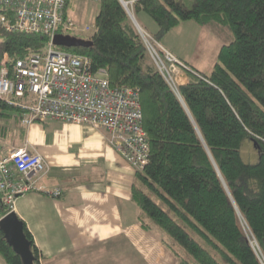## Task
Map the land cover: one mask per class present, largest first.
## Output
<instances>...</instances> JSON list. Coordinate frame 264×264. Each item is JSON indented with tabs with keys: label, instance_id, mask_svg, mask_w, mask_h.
I'll return each instance as SVG.
<instances>
[{
	"label": "trees",
	"instance_id": "obj_1",
	"mask_svg": "<svg viewBox=\"0 0 264 264\" xmlns=\"http://www.w3.org/2000/svg\"><path fill=\"white\" fill-rule=\"evenodd\" d=\"M134 1V11L157 25L158 43L182 22L220 24L232 35L209 74L185 69L177 93L154 67H144L147 49L120 0H98L91 46H56L89 57L94 71L105 68L111 86L139 89L149 143V162L132 185L141 225L159 230L177 264H192L186 255L195 264H263L264 0ZM46 45L44 35L0 28V62L7 54L10 70ZM20 113L0 100V119ZM245 141L258 153L254 164L241 159ZM6 213L0 208V217ZM23 232L38 264L25 225ZM0 255L4 264H23L1 231Z\"/></svg>",
	"mask_w": 264,
	"mask_h": 264
},
{
	"label": "crops",
	"instance_id": "obj_2",
	"mask_svg": "<svg viewBox=\"0 0 264 264\" xmlns=\"http://www.w3.org/2000/svg\"><path fill=\"white\" fill-rule=\"evenodd\" d=\"M85 8L86 0H67L66 16L81 29L88 26L78 23ZM145 15L140 19L154 34L158 27ZM191 23L179 24L161 41L164 51L187 69L182 57L187 54L178 41L198 30ZM149 56L154 61L148 54L145 68L154 67ZM178 73L182 84L186 77ZM0 128V150L26 147L44 160V171L32 179L34 189L19 196L13 210L31 234L41 264H177L160 243L159 233L143 229L140 210L132 201L136 171L104 130L55 120L23 126L19 118H1Z\"/></svg>",
	"mask_w": 264,
	"mask_h": 264
},
{
	"label": "built area",
	"instance_id": "obj_3",
	"mask_svg": "<svg viewBox=\"0 0 264 264\" xmlns=\"http://www.w3.org/2000/svg\"><path fill=\"white\" fill-rule=\"evenodd\" d=\"M66 6L67 0H0L3 31L47 38L42 51L16 61L12 70L4 55L0 100L21 110L18 118L23 126L55 120L102 129L119 155L136 172L142 171L149 162V143L142 127L139 89L113 87L105 68L92 70L89 57L56 48L57 34L92 35L95 30V26L79 28L66 16ZM43 171L42 156L26 147L0 150V208L13 212L17 198L34 189L32 179ZM38 260L41 263L39 253Z\"/></svg>",
	"mask_w": 264,
	"mask_h": 264
},
{
	"label": "rangeland",
	"instance_id": "obj_4",
	"mask_svg": "<svg viewBox=\"0 0 264 264\" xmlns=\"http://www.w3.org/2000/svg\"><path fill=\"white\" fill-rule=\"evenodd\" d=\"M124 1L127 2L126 8L128 9L130 15L133 16L135 20L136 25L135 23L133 22L132 23L147 49V55L151 54L152 57L155 59L154 61H152V59L149 56V58L153 62L151 63L153 64L154 69H156L163 76V78H165V80L168 81V84L177 93V86H178L177 74H179L178 72H180V74L185 76V69H187L185 67L186 65L182 64L181 61L177 59L175 56L170 54L169 56L168 53H166L164 49L161 47V42L158 43L154 40L153 35L155 33L150 34L151 33L150 30L146 28V23L142 22L140 19L141 16L144 15L145 13L144 12L136 13L134 11L135 1L134 0H130V1L124 0ZM85 9H86L85 14H83V18H81L80 22L78 23H80L79 25L86 24L88 26H92L94 23L95 10L98 11V3L94 2V0H86ZM146 20H148V22H150L151 24H155L148 16ZM138 22L142 28L139 26ZM191 24H195V23H191ZM195 25L199 26L197 24ZM199 27L198 30L195 32H191L190 34L185 33L186 36L185 39L184 37H181L179 41L178 39L176 41H178V43H182V45H180L181 48L183 49L182 51L187 54V56L182 55V57L185 61H187L188 65L191 68H194L195 70L203 74H209L213 65L216 63L217 53L219 51V48L223 44L228 43L227 41H229V36H231L230 37L231 39L232 35L227 26H223L220 24H209L208 26H199ZM86 34L89 35V32H85V33L77 32L74 33V36L85 38ZM188 40L190 43L188 42ZM173 58L175 60H173ZM159 66L161 67L162 71L159 69ZM241 159L243 160L244 163L247 164H254L258 160V153L256 152V149L248 141H245L243 143V146L241 147ZM240 223L242 230L249 237L252 246L256 251L257 245L252 239V237H250L249 231L244 225L245 223L243 222V220H240ZM153 229L157 233H159V230L157 228H153ZM160 232L164 235L162 231ZM186 256L188 259H190L192 264H195L194 261L188 255ZM38 264L41 263L38 262Z\"/></svg>",
	"mask_w": 264,
	"mask_h": 264
},
{
	"label": "water",
	"instance_id": "obj_5",
	"mask_svg": "<svg viewBox=\"0 0 264 264\" xmlns=\"http://www.w3.org/2000/svg\"><path fill=\"white\" fill-rule=\"evenodd\" d=\"M120 1L131 21L135 23L133 16L130 15L128 9L126 8V2L123 0ZM53 44L55 46L67 48L89 47L92 45V41L90 39H84L71 35L57 34L53 39ZM23 226V222L14 212H8L0 218V231L3 233L7 243L12 247L13 251L21 257L23 264H33L34 256L31 252L30 243L23 232Z\"/></svg>",
	"mask_w": 264,
	"mask_h": 264
},
{
	"label": "bare ground",
	"instance_id": "obj_6",
	"mask_svg": "<svg viewBox=\"0 0 264 264\" xmlns=\"http://www.w3.org/2000/svg\"><path fill=\"white\" fill-rule=\"evenodd\" d=\"M127 5V4H126Z\"/></svg>",
	"mask_w": 264,
	"mask_h": 264
}]
</instances>
